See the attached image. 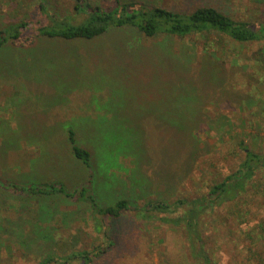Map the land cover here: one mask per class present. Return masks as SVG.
I'll list each match as a JSON object with an SVG mask.
<instances>
[{
  "label": "rangeland",
  "instance_id": "obj_1",
  "mask_svg": "<svg viewBox=\"0 0 264 264\" xmlns=\"http://www.w3.org/2000/svg\"><path fill=\"white\" fill-rule=\"evenodd\" d=\"M44 1L56 17L87 16L85 6L76 12V0ZM87 1L101 8L137 2L176 13L214 7L238 21L264 20V0ZM40 4L0 0V29L26 21L32 31L24 36L34 35L37 21L47 20ZM138 39L113 30L93 41L40 38L30 47L2 49L0 180L63 184L73 193L92 176L89 192L101 208L127 200L143 210L149 200L172 204L206 195L237 169L241 140L264 154V41L230 47L225 56L221 43L210 59L190 40L159 38L129 49ZM69 129L91 151L90 168L74 155ZM239 203L241 218L225 204L203 216L212 264H264V195ZM182 208L170 217L175 223ZM92 214L87 202L63 195L17 197L0 189V264H39L48 255L62 260L98 248L104 253L91 264H201L185 227L160 221L170 215L101 217L110 226L107 237Z\"/></svg>",
  "mask_w": 264,
  "mask_h": 264
},
{
  "label": "trees",
  "instance_id": "obj_2",
  "mask_svg": "<svg viewBox=\"0 0 264 264\" xmlns=\"http://www.w3.org/2000/svg\"><path fill=\"white\" fill-rule=\"evenodd\" d=\"M76 2V12L83 6L87 9V16L81 21H76L71 17L54 16L47 10L46 2L41 0L40 9L47 20L37 21L36 27H33L35 34H30L27 37L24 34L32 30L29 27L30 23L26 21L15 22L1 28L0 52L8 44L18 48L33 46L40 38H51L65 42L93 41L113 30H129L143 37V41L138 39L135 43H130L128 45L129 49H134L136 46H151L159 38H171L179 42L190 40L199 45L203 52L205 51L209 55L210 59L211 57L215 59L214 53L219 50L221 43L226 46L225 50H222L223 53H221V56H225L227 49L230 47L240 49L246 44L264 41V20L257 22L238 21L221 13L214 7H201L191 13H176L162 7H148L137 2L120 3L116 1L114 5L106 8L94 6L87 0H76ZM147 41H150V43H147ZM216 54L218 55V52ZM68 133L74 155L86 167L90 168L92 162L91 151L78 145L75 131L69 129ZM238 144L237 149L243 152L244 157L239 162L237 169L222 178L220 182L214 183L206 195L194 199L178 200L172 204L167 201L149 200L145 201L146 205L143 210L133 206L127 200H120L113 207L101 208L89 192L92 188V176H88L81 189L73 193H68L63 184L53 183L22 187L5 180H0V189L17 197L23 196L27 191L31 196L54 198V195L58 194L70 199L72 203L87 202L91 205L92 217L97 223L96 226L100 227L97 229L102 231L103 228L107 227V233L105 232L107 237L110 226L104 224L101 217L117 220L130 212H136L138 215L145 212L142 217L147 218L145 215L148 211L170 215L169 218H160V221L165 224L177 223V226L185 227L193 258L201 264H212L203 237L205 227L203 218L206 213L210 209L214 210L225 204L229 208L234 206L236 209L234 214L241 218L244 214L237 209V206L240 205L239 201L245 196L249 197V195H254L255 198L264 195V154L255 152L243 140ZM24 167L27 169L25 164L22 167L23 170ZM180 207H183L181 209L183 215L177 217L175 223L174 219L170 217L177 214ZM38 216L40 221L41 217ZM35 218L37 217L34 216ZM103 253L104 249L99 248L94 253H89L86 250L63 257V261L56 259L52 254L48 255L39 264H69V259L79 260L81 264H91L92 262L95 263V259Z\"/></svg>",
  "mask_w": 264,
  "mask_h": 264
},
{
  "label": "crops",
  "instance_id": "obj_3",
  "mask_svg": "<svg viewBox=\"0 0 264 264\" xmlns=\"http://www.w3.org/2000/svg\"><path fill=\"white\" fill-rule=\"evenodd\" d=\"M25 168H26V167H24V171H23V172H26V170L29 169V168H27V169H25Z\"/></svg>",
  "mask_w": 264,
  "mask_h": 264
}]
</instances>
